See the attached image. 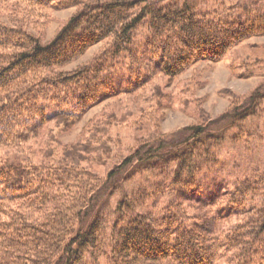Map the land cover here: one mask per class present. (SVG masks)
<instances>
[{"label": "trees", "instance_id": "16d2710c", "mask_svg": "<svg viewBox=\"0 0 264 264\" xmlns=\"http://www.w3.org/2000/svg\"><path fill=\"white\" fill-rule=\"evenodd\" d=\"M142 5L0 0V149L12 154L0 159V264H264V174L197 194L199 177L219 164L223 143L262 138L256 125L264 116V84L220 119L147 135L122 158L113 138L93 131L61 145L60 153L48 140L41 159L26 151L50 123L69 131L94 107L135 93L157 73L177 77L264 36L258 6L225 16L198 11L189 1ZM73 7L76 13L52 41L27 29L48 10ZM101 42L103 51L90 62L66 68ZM100 124L108 131L115 126ZM106 158L117 162L99 175L91 164L103 167ZM136 169L160 183L107 209ZM170 191L180 199L144 209Z\"/></svg>", "mask_w": 264, "mask_h": 264}, {"label": "rangeland", "instance_id": "374dc122", "mask_svg": "<svg viewBox=\"0 0 264 264\" xmlns=\"http://www.w3.org/2000/svg\"><path fill=\"white\" fill-rule=\"evenodd\" d=\"M141 1L144 6L158 7L165 6L170 2L189 1L198 11L214 10L225 16L239 12L243 7L255 8L258 6L264 9V0ZM76 11L75 7L48 10L45 20L41 19L37 25L35 24L37 27L28 25L27 29L33 34H41L44 42L52 41ZM142 42V34H139L137 46H142ZM105 45L106 42H101L90 47L66 68L70 70L90 62L103 51ZM123 68L127 67L119 68L116 76L117 82L123 81L122 77L125 73ZM248 72L253 74L248 77L243 76ZM148 82L146 86L135 93L120 95L94 107L69 131L61 132L54 123H50L42 130V134L36 142L31 140L24 145L27 146L26 151H32V154L30 153L32 158L36 155L41 159L40 150H43L48 140L60 153L61 145H75L80 142L82 137L93 131L95 135H106L113 138L121 150L122 158L147 135H171L192 124L218 120L230 111L233 104H241L244 100L243 103L248 101L250 95L264 84V36L244 41L220 62H198L174 78L157 73ZM104 120L112 122L115 126L108 131L105 126L100 124ZM222 125L224 123L219 126ZM256 126H258L257 129L262 138H257L249 143L225 142L221 145L217 150L219 164L199 177L198 196H208L221 181L232 184L244 177L264 174V116L258 120ZM227 133L231 134L233 130ZM119 154L118 156H120ZM11 155L6 150L0 149V159L11 157ZM121 158L119 157V159ZM103 160L105 161L103 167L96 163L91 166L99 175L105 176L117 161L109 162V158ZM131 169L133 168L129 170ZM130 173L133 174L132 179L126 181L120 192L110 198L106 206L107 209H113L118 200L125 195L130 196L134 192L149 188L154 183H160L159 179L148 171L136 169ZM180 197L178 193L170 191L148 202L144 209L152 207L161 209ZM187 198L193 200L190 197ZM104 202L106 205L105 199Z\"/></svg>", "mask_w": 264, "mask_h": 264}]
</instances>
